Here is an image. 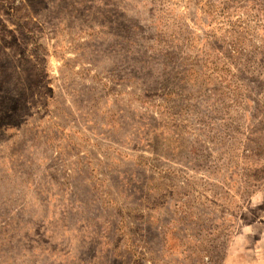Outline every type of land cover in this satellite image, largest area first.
I'll return each instance as SVG.
<instances>
[{
	"label": "rangeland",
	"instance_id": "rangeland-1",
	"mask_svg": "<svg viewBox=\"0 0 264 264\" xmlns=\"http://www.w3.org/2000/svg\"><path fill=\"white\" fill-rule=\"evenodd\" d=\"M0 264H264V0H0Z\"/></svg>",
	"mask_w": 264,
	"mask_h": 264
}]
</instances>
